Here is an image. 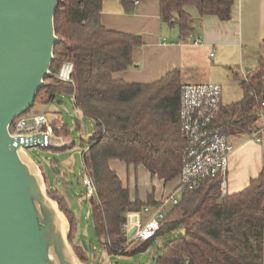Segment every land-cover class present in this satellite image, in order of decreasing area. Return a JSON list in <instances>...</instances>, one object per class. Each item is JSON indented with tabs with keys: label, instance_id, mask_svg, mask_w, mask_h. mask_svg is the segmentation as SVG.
<instances>
[{
	"label": "trees",
	"instance_id": "obj_1",
	"mask_svg": "<svg viewBox=\"0 0 264 264\" xmlns=\"http://www.w3.org/2000/svg\"><path fill=\"white\" fill-rule=\"evenodd\" d=\"M103 1L60 0L55 27L61 42L55 47L52 76L33 105L41 100L49 106L58 96L69 95L81 114L94 123L83 163L84 174L96 189L88 206L101 252L109 258H128L160 245L156 264H263L264 155L260 175L244 191L223 197L219 180L208 181L179 198L152 239L129 243L124 228L128 214L156 208L161 201L155 200L154 188L146 202L138 194L132 199L110 162L143 167L165 184L179 178L187 148L180 122L182 80L179 70L153 84L115 80L116 73L135 67L133 51L143 46V41L139 36L107 30L101 21ZM136 1L142 0H119L125 14L135 11ZM159 2L162 23L178 28L181 38H187L193 31L187 7L196 8L201 17L215 16L229 22L235 0ZM67 62L74 65L72 83L57 77ZM241 86L244 98L223 107L217 124L227 126L229 133L250 135L264 129L256 114L264 102V62ZM50 123L59 136L69 135L66 126L57 128L60 120ZM50 195L70 221V241L80 259L86 264H102L93 259L94 250L74 243L79 222L63 194L50 191ZM167 236L171 238L164 242Z\"/></svg>",
	"mask_w": 264,
	"mask_h": 264
},
{
	"label": "water",
	"instance_id": "obj_2",
	"mask_svg": "<svg viewBox=\"0 0 264 264\" xmlns=\"http://www.w3.org/2000/svg\"><path fill=\"white\" fill-rule=\"evenodd\" d=\"M60 0H0V264H86L70 243L71 224L27 150H63V138L17 146L13 123L34 105L55 60ZM132 229L128 237L135 233ZM85 245V244H84Z\"/></svg>",
	"mask_w": 264,
	"mask_h": 264
},
{
	"label": "crops",
	"instance_id": "obj_3",
	"mask_svg": "<svg viewBox=\"0 0 264 264\" xmlns=\"http://www.w3.org/2000/svg\"><path fill=\"white\" fill-rule=\"evenodd\" d=\"M186 11L192 18L193 31L187 38H181L178 28L162 23L159 0L140 1L132 14L124 13L119 0H104L103 26L109 31L139 36L143 41V46L133 51L135 67L116 73L114 79L128 84H153L168 73L179 70L182 84L222 87V80L212 77L215 70L228 73V78L232 75L241 86L248 74L264 62V0H235L229 22H222L215 16L201 17L194 7H187ZM199 39L201 43L195 46L194 42ZM193 69H202L203 77L193 76L190 72ZM261 124L264 128V120ZM232 136L234 153L228 176L230 195L244 191L251 180L260 175L264 155V132L260 143L244 133H233ZM110 167L117 174L127 167V182L121 180L130 190L132 199L138 194L144 202L153 188L155 200L163 201L180 184L179 178L165 184L157 177L153 178L145 168L128 166L118 160H112ZM130 167L134 173L133 183L129 179ZM140 173L146 181L139 182Z\"/></svg>",
	"mask_w": 264,
	"mask_h": 264
},
{
	"label": "built area",
	"instance_id": "obj_4",
	"mask_svg": "<svg viewBox=\"0 0 264 264\" xmlns=\"http://www.w3.org/2000/svg\"><path fill=\"white\" fill-rule=\"evenodd\" d=\"M139 1L135 2L138 5ZM201 43V39L194 42L195 46ZM213 56V55H211ZM74 65L65 63L58 79L72 83ZM52 75V72H51ZM223 88L215 84H182L180 90V122L182 136L187 143L183 155V169L179 176L180 184L170 196L165 198L156 208L146 207L143 213H136L138 221L133 227L129 226V216L125 230L129 233L135 229L132 237H128L129 243L144 242L152 239L161 229L168 212V205L175 206L182 195L194 192L208 181L219 180L222 195H228V176L230 159L234 153V146L230 142L229 129L225 125L217 124L222 111ZM257 116L264 120V102L256 112ZM264 129L253 131L250 135L256 143L261 142ZM11 135L14 145L17 139L22 144L34 143L42 145L38 135L44 136L47 144L49 135H54L53 127L46 114H36L30 117L18 118L11 127ZM28 152V150H27ZM83 185L89 198L96 195L95 186L91 178L84 174ZM176 235V232H173Z\"/></svg>",
	"mask_w": 264,
	"mask_h": 264
},
{
	"label": "rangeland",
	"instance_id": "obj_5",
	"mask_svg": "<svg viewBox=\"0 0 264 264\" xmlns=\"http://www.w3.org/2000/svg\"><path fill=\"white\" fill-rule=\"evenodd\" d=\"M202 69H193L190 72L197 78L203 77ZM212 77L222 80L223 103L231 106L243 99V89L240 83L233 79L228 73L212 71ZM36 114H46L50 120H57L60 123L57 128L66 126L69 135L59 136L70 144L69 148L63 150L32 148L28 150L32 159L41 167L43 173L48 177L50 182V191H59L67 198L70 208L75 212L79 222V233L74 241L76 245H87L96 252L94 260L102 264H156V258L160 252V245L153 247L150 251L134 257L109 258L104 251L101 252L100 244L95 238L91 212L88 206L90 198L86 194V188L83 185L84 180V163L83 154L87 151L89 139L93 133L94 123L92 120L84 117L76 108L74 99L69 95H60L56 101L49 106L44 105L40 100L22 117H30ZM79 127L81 130H79ZM230 142H232L233 132L230 131ZM232 136V137H231ZM250 136V135H249ZM125 169V168H124ZM130 167L129 179L133 183L134 173ZM119 177L127 182V167L125 171L118 172ZM139 182L146 181L144 177L138 175ZM51 196V195H50ZM52 198V197H51ZM172 205H168L170 210ZM71 235V233H70ZM167 236L164 242L170 239ZM70 240V236H69ZM71 243V241H70ZM159 243L161 241L159 240ZM72 244V243H71ZM73 246V244H72ZM74 247V246H73ZM75 249V248H74ZM77 253V252H76ZM92 252L89 254L91 256Z\"/></svg>",
	"mask_w": 264,
	"mask_h": 264
},
{
	"label": "bare ground",
	"instance_id": "obj_6",
	"mask_svg": "<svg viewBox=\"0 0 264 264\" xmlns=\"http://www.w3.org/2000/svg\"><path fill=\"white\" fill-rule=\"evenodd\" d=\"M138 221V215L135 213V214H131L129 216V226L131 227L132 225H135L136 222Z\"/></svg>",
	"mask_w": 264,
	"mask_h": 264
}]
</instances>
